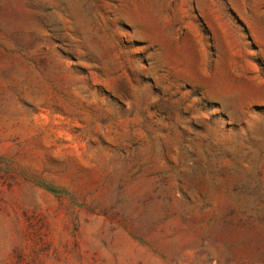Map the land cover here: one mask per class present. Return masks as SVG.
Listing matches in <instances>:
<instances>
[{
  "label": "rangeland",
  "instance_id": "1",
  "mask_svg": "<svg viewBox=\"0 0 264 264\" xmlns=\"http://www.w3.org/2000/svg\"><path fill=\"white\" fill-rule=\"evenodd\" d=\"M0 264H264V0H0Z\"/></svg>",
  "mask_w": 264,
  "mask_h": 264
}]
</instances>
